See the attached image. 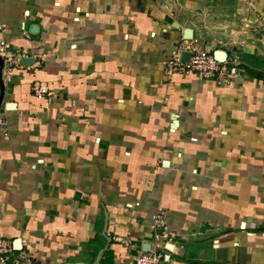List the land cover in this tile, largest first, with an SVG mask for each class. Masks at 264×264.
<instances>
[{
  "label": "crops",
  "instance_id": "crops-1",
  "mask_svg": "<svg viewBox=\"0 0 264 264\" xmlns=\"http://www.w3.org/2000/svg\"><path fill=\"white\" fill-rule=\"evenodd\" d=\"M0 41L11 261L264 264V0H0ZM184 41L227 82L168 74Z\"/></svg>",
  "mask_w": 264,
  "mask_h": 264
},
{
  "label": "built area",
  "instance_id": "built-area-1",
  "mask_svg": "<svg viewBox=\"0 0 264 264\" xmlns=\"http://www.w3.org/2000/svg\"><path fill=\"white\" fill-rule=\"evenodd\" d=\"M9 44L5 41H0V57L3 60V68L15 66L22 69V65L18 60L23 55L13 56L8 52ZM183 52L189 53L187 61L181 60ZM227 60L220 63L215 60L212 54L208 51L192 52L187 46V43L180 42L175 45L173 54L164 61L165 68L168 74L179 73L184 76L193 75L203 80H216L220 83H225L232 76L233 70L226 66ZM31 91L37 99H42L48 94L46 86L34 82L31 86ZM156 226L164 224V214L158 213L153 216ZM14 248L11 242L0 237V264H36L34 257L28 252H21L12 261ZM12 262V263H11ZM165 262L164 254L161 250H149L141 252L133 259V264H163Z\"/></svg>",
  "mask_w": 264,
  "mask_h": 264
},
{
  "label": "water",
  "instance_id": "water-1",
  "mask_svg": "<svg viewBox=\"0 0 264 264\" xmlns=\"http://www.w3.org/2000/svg\"><path fill=\"white\" fill-rule=\"evenodd\" d=\"M191 30H186L185 32V39H190L191 38ZM213 57L215 58L216 61L220 62V63H223L226 59H227V54L223 51H215L214 54H213ZM189 58V53L188 52H183L182 55H181V60L182 61H187ZM19 63L21 65H29L31 62L27 59V58H21ZM3 67V60L2 58L0 57V106H1V103H2V100H3V92H4V84H3V80H2V77H1V69ZM13 104L11 103H8L6 104V107L7 108H10L12 107ZM18 246V244H17Z\"/></svg>",
  "mask_w": 264,
  "mask_h": 264
},
{
  "label": "rangeland",
  "instance_id": "rangeland-1",
  "mask_svg": "<svg viewBox=\"0 0 264 264\" xmlns=\"http://www.w3.org/2000/svg\"><path fill=\"white\" fill-rule=\"evenodd\" d=\"M227 28H229V26Z\"/></svg>",
  "mask_w": 264,
  "mask_h": 264
}]
</instances>
